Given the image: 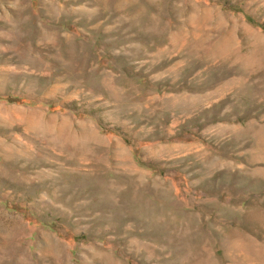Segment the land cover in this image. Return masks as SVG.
Returning a JSON list of instances; mask_svg holds the SVG:
<instances>
[{
    "label": "rangeland",
    "instance_id": "obj_1",
    "mask_svg": "<svg viewBox=\"0 0 264 264\" xmlns=\"http://www.w3.org/2000/svg\"><path fill=\"white\" fill-rule=\"evenodd\" d=\"M0 264H264V0H0Z\"/></svg>",
    "mask_w": 264,
    "mask_h": 264
}]
</instances>
